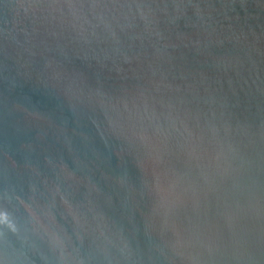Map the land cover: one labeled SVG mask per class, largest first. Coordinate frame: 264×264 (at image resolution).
Masks as SVG:
<instances>
[{"label":"water","instance_id":"95a60500","mask_svg":"<svg viewBox=\"0 0 264 264\" xmlns=\"http://www.w3.org/2000/svg\"><path fill=\"white\" fill-rule=\"evenodd\" d=\"M0 264H264V0H0Z\"/></svg>","mask_w":264,"mask_h":264}]
</instances>
